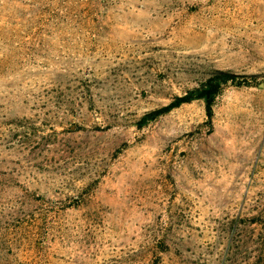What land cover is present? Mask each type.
Wrapping results in <instances>:
<instances>
[{"label": "rangeland", "instance_id": "rangeland-1", "mask_svg": "<svg viewBox=\"0 0 264 264\" xmlns=\"http://www.w3.org/2000/svg\"><path fill=\"white\" fill-rule=\"evenodd\" d=\"M0 264H264V0H0Z\"/></svg>", "mask_w": 264, "mask_h": 264}, {"label": "trees", "instance_id": "trees-1", "mask_svg": "<svg viewBox=\"0 0 264 264\" xmlns=\"http://www.w3.org/2000/svg\"><path fill=\"white\" fill-rule=\"evenodd\" d=\"M246 77L248 76L236 74L230 70H215L204 82L200 84L199 87L192 89L183 95L176 96L168 104L144 114L140 124L145 123L149 119H154L158 115L167 113L172 109L179 107L184 103H189L195 99H202L205 102L206 112L210 117L212 113V104L215 98L220 94L223 85L229 82L236 85H249L251 82L244 79Z\"/></svg>", "mask_w": 264, "mask_h": 264}]
</instances>
